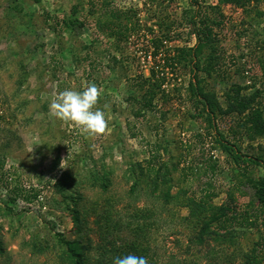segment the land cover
Listing matches in <instances>:
<instances>
[{"label": "rangeland", "instance_id": "obj_1", "mask_svg": "<svg viewBox=\"0 0 264 264\" xmlns=\"http://www.w3.org/2000/svg\"><path fill=\"white\" fill-rule=\"evenodd\" d=\"M198 1L217 4L222 14L215 46L223 62L210 75L204 69L208 48L196 59L197 69L190 55L177 63L162 61L195 42L183 14L191 9L188 0H0V264H52L59 251L56 234L72 235L70 212L60 203L62 190L68 197L80 195L79 205L107 195L120 199L114 203L122 206L134 177L146 184L138 166L154 159L156 151L167 163L170 193L180 201L204 193L216 205L230 202L229 193L238 204L252 198V189L219 144L218 131L247 154L263 152L264 138L235 137L232 116L212 126L189 89L200 80L223 105V92L232 82L264 83V20L257 15L264 0H251L244 7ZM106 4L135 14L127 40L100 31ZM75 18L78 22L69 23ZM165 34L169 38L153 57L152 40ZM150 69L160 89L154 108L138 115L136 100L145 91L139 87L140 75H149ZM90 83L100 93L94 107L106 117L104 133L95 136L56 120L49 111L59 91L81 90ZM105 177L109 185L103 190ZM152 200L139 196L137 204L153 211L152 234L161 261L210 264L198 259L194 246L185 252L193 234L191 221L181 219L187 208L176 200L165 207ZM235 232L237 241L222 246L226 257L219 264H241L243 252L254 253L258 231ZM31 237L46 240L47 251L31 254L22 248V239ZM256 260L264 264V253Z\"/></svg>", "mask_w": 264, "mask_h": 264}, {"label": "trees", "instance_id": "obj_2", "mask_svg": "<svg viewBox=\"0 0 264 264\" xmlns=\"http://www.w3.org/2000/svg\"><path fill=\"white\" fill-rule=\"evenodd\" d=\"M220 1L244 7L251 0ZM188 4L191 9H186L183 14L186 24L190 27V35L194 37L195 42L188 48L176 50L177 52L169 58L167 56L162 58V61L177 63L185 60L186 55H190L195 57L191 59L196 61L194 67L197 69L196 59L199 60L198 56L208 48L210 51L205 55L204 69L210 75V72L216 71L223 62L215 46L217 30L222 25V14L217 4L204 5L198 0H188ZM110 5H104L101 15L103 18L98 23L99 29L109 38L127 40L136 25V22L132 21L135 14L131 17L130 8L121 9L115 6L110 7ZM257 15L260 20H264V10L258 11ZM73 22H78V19L69 20V23ZM167 38L169 36L166 34L162 37H154L151 52L153 57L159 54L161 48L164 47L163 39ZM261 41L264 42V27ZM140 77L142 79L139 87L145 91L142 98L136 100L139 110L135 114L138 115L154 108L153 99L158 94L161 84H156L158 76L152 69L149 75L141 74ZM195 83L194 87L191 85L189 89L192 93L190 97L200 105L202 110L200 114L204 112L205 118L211 122L212 126L215 124L214 121L232 116L236 127L233 131L235 137H244L249 141L264 138V83L256 86V82L248 85L232 82L223 92V105L218 101L213 89H207L200 80ZM155 85L157 88H154ZM248 89L252 90L248 91ZM129 98L135 100L133 96ZM218 135H220L219 144L222 149L238 168L243 181L252 189V198L238 204L234 196L229 193L230 202L216 205L212 202V195L204 193L200 196L192 195L191 198L185 197V200L180 201L177 195L170 193V178L165 174L167 163L156 151L155 155H151L154 159H148L145 166H138L140 175L145 176L146 184L143 186L140 178L133 176V183L127 191L129 199L123 202L122 206L117 205L120 199L113 200L107 195L100 201H86L85 204L79 205L80 195L69 196L71 199L67 200L68 196L65 190H62L61 193L65 197L60 200V203L64 204L65 209L70 212L72 235L65 237L60 233L56 234L59 251L52 264H112L113 257L128 253L145 257L147 264H166L161 261L159 244L152 234L155 216L146 204L142 206L137 204L139 196L152 197V203L163 204V207L175 200L178 206L186 207L187 214L181 219L191 221L193 226L190 227L193 228V234L187 241L190 244L186 245L185 252L194 246L196 247L195 252L200 253L199 256L197 255L198 259L211 261L210 264H219L220 259L226 257L222 246L235 245L236 230L258 231L259 237L255 241L254 253L243 252L245 260L241 263L256 264L257 255L264 253V151L256 152V154L243 153L240 147L227 140L221 132L218 131ZM154 161L157 164H153ZM257 168H261L262 175L253 172ZM108 185V179L105 177L100 186L106 190ZM36 195L37 193H34L33 197ZM154 208H157L156 204ZM89 215H93L92 221H89ZM47 245L46 240L41 241L37 237L22 239L21 242V247L28 248L31 254L45 253ZM2 253L0 241V258Z\"/></svg>", "mask_w": 264, "mask_h": 264}, {"label": "clouds", "instance_id": "obj_3", "mask_svg": "<svg viewBox=\"0 0 264 264\" xmlns=\"http://www.w3.org/2000/svg\"><path fill=\"white\" fill-rule=\"evenodd\" d=\"M99 91L95 84H88L81 90L66 88L59 91L49 104L53 118L62 122H71L86 136L103 134L106 129L105 113L94 106ZM112 264H147L143 256L128 253L112 258Z\"/></svg>", "mask_w": 264, "mask_h": 264}, {"label": "crops", "instance_id": "obj_4", "mask_svg": "<svg viewBox=\"0 0 264 264\" xmlns=\"http://www.w3.org/2000/svg\"><path fill=\"white\" fill-rule=\"evenodd\" d=\"M234 167H235V166H234ZM260 169H261V168H260ZM258 174H259V175H262V173H261V172H258Z\"/></svg>", "mask_w": 264, "mask_h": 264}]
</instances>
